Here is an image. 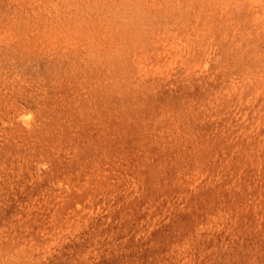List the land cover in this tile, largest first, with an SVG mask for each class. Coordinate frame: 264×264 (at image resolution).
I'll use <instances>...</instances> for the list:
<instances>
[{
	"label": "rangeland",
	"instance_id": "374dc122",
	"mask_svg": "<svg viewBox=\"0 0 264 264\" xmlns=\"http://www.w3.org/2000/svg\"><path fill=\"white\" fill-rule=\"evenodd\" d=\"M0 58V264H264V0H0Z\"/></svg>",
	"mask_w": 264,
	"mask_h": 264
},
{
	"label": "bare ground",
	"instance_id": "6f19581e",
	"mask_svg": "<svg viewBox=\"0 0 264 264\" xmlns=\"http://www.w3.org/2000/svg\"><path fill=\"white\" fill-rule=\"evenodd\" d=\"M4 68H7V69H12V66L11 65H9L7 62H5L3 59H1L0 58V71H2V70H5ZM2 103H4V102H2V101H0V104H2ZM7 103V102H6ZM5 110L4 109H0V141H1V143H0V188L1 187H3L4 186V184L2 183V181H1V177L3 176V175H5V173L4 172H2V168H3V166H4V164H5V157H4V155L2 154V151L4 150L5 151V147L2 145V143H4L5 144V141H4V138H3V132L1 131V130H3L4 132H9V131H11V130H13V129H15V128H19V126L17 127V124H16V122H15V120L16 119H14L13 121H12V123H7L6 122V124H4L3 123V121L4 120H6L7 118H8V115L4 112ZM27 115V114H26ZM37 117V116H36ZM40 118V117H39ZM22 121V120H21ZM38 121V120H37ZM35 127L37 128L38 127V125H37V123L35 124ZM15 131V130H14ZM17 168V167H16ZM16 168H14V169H16ZM11 170H12V173H16V174H14L15 175V177H18V174H17V172H13V169L11 168ZM19 171V170H18ZM11 173V174H12ZM19 180V179H18ZM10 181H11V177H10ZM58 191H59V194H60V196H61V198H63L65 201L67 200L68 201V199H69V197H71V195H69V197H68V195H67V192L64 194V195H62V191H63V188H62V185L60 184L59 185V187H58ZM55 193V191H53V189H52V187H51V190H49V192H48V194H49V196H51V195H53ZM7 195L8 194H6V193H2V192H0V204L3 206V207H0V214L1 213H4V214H9V212L10 211H8L7 210V208L9 207L8 205H7V203H8V200H7ZM25 196V195H24ZM24 196H23V199H24ZM44 197H46L45 196V194H39L38 195V197H37V201H36V204L39 202V201H41V202H43V201H45V198ZM19 198V197H18ZM22 199V200H23ZM19 201H20V199H19ZM99 200H96V202H98ZM23 204L20 206V209H22L23 207H25V205H24V201L22 202ZM35 204V205H36ZM97 207V206H96ZM12 208V207H11ZM90 208V207H89ZM90 210H92V207H91V209ZM91 212V211H90ZM13 214V213H12ZM96 214V213H95ZM14 216V215H13ZM28 218H29V216H28ZM4 220V219H3ZM30 224V223H29ZM92 224V223H91ZM82 224H80V225H77V227L79 228V227H82L81 226ZM27 226V225H26ZM28 228H29V226H28ZM17 233H18V231L15 229V231H11V230H9L8 231V240H10V243H12L13 245H15V249L17 248V247H19V243H18V238H19V236L17 237ZM63 233H59V234H57V236H55L56 234H54L53 236H52V238H50V241H48V239H43V241L41 242V243H38V244H36V245H39V247L41 248V250H44V249H48V247H44V246H47V245H52V244H54L56 241H57V239H60L63 235H62ZM19 235H20V233H19ZM23 235H25L24 233H23ZM14 237V238H13ZM15 240H16V242H15ZM47 241V242H46ZM4 242V240L2 239V234H1V230H0V246H1V244ZM44 242H46V244H43ZM28 247V246H27ZM44 247V248H43ZM24 249H26V247H24ZM30 249V248H29ZM39 254L41 253V252H38ZM1 256V255H0ZM3 256H4V254H3ZM5 257V256H4ZM1 259V258H0ZM8 261V260H7ZM6 261V262H7ZM3 263V262H2ZM7 264V263H6Z\"/></svg>",
	"mask_w": 264,
	"mask_h": 264
}]
</instances>
